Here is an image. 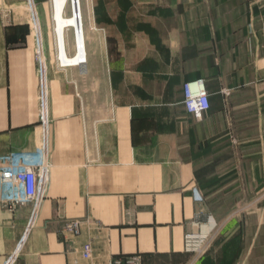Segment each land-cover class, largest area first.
<instances>
[{
	"label": "crops",
	"instance_id": "0c3cea01",
	"mask_svg": "<svg viewBox=\"0 0 264 264\" xmlns=\"http://www.w3.org/2000/svg\"><path fill=\"white\" fill-rule=\"evenodd\" d=\"M33 1L37 26L28 0H0V170L28 152L47 183L35 207L0 201V264H143L215 224L223 264L245 220L262 224L264 0H50L57 52ZM194 81L200 118L183 105Z\"/></svg>",
	"mask_w": 264,
	"mask_h": 264
},
{
	"label": "built area",
	"instance_id": "2783aa9c",
	"mask_svg": "<svg viewBox=\"0 0 264 264\" xmlns=\"http://www.w3.org/2000/svg\"><path fill=\"white\" fill-rule=\"evenodd\" d=\"M29 6L33 13V22L37 26L34 1L28 0ZM36 56L39 63V102L40 113L39 120L43 124L45 130L49 122L47 114V84H46V68L44 63V54L41 45V38L37 35ZM60 67H65L58 61ZM82 63H79L80 65ZM183 105L188 113L200 118L202 114L209 108V95L204 88L202 81L187 82L183 86ZM47 151L46 140L43 145V154ZM41 168L40 160L35 154L28 152L13 154L9 163L0 170V201L9 203L10 205L23 204L32 201L34 207L38 204L43 196L47 183L46 170L48 169L45 159ZM39 165V166H38ZM34 213L31 215L29 224L32 223ZM67 229L78 232L79 222L77 220L68 221ZM207 235L199 233H189L185 236L186 248L197 250ZM91 252L90 244L83 247V255L89 257ZM120 264V262L118 263Z\"/></svg>",
	"mask_w": 264,
	"mask_h": 264
},
{
	"label": "rangeland",
	"instance_id": "374dc122",
	"mask_svg": "<svg viewBox=\"0 0 264 264\" xmlns=\"http://www.w3.org/2000/svg\"><path fill=\"white\" fill-rule=\"evenodd\" d=\"M37 8L40 16V21L43 27L47 28L53 37V41L55 43V50L57 52L56 39L54 35V24L52 21V8L50 0H36ZM91 4V0H82V10L85 7L89 8ZM65 15L70 16L71 10L70 6H68L65 10ZM83 15V11H82ZM84 22V19H83ZM70 32L73 34V29L70 27ZM58 61V60H57ZM199 201L203 202V196H199ZM264 203V200H263ZM263 206V205H262ZM262 214V224L260 226H256V231L258 234L255 236V227L252 224H248V220H245L246 225H242V233L240 236L236 237L235 240L225 241L223 244L226 247H229V251H227L226 255H229V259L227 258L223 264H264V209L262 207L256 208L255 217L257 219L258 215ZM236 214V211L234 212ZM253 221V220H251ZM216 228V224L214 225L211 233L207 235L205 240L201 243V246L197 250L186 248L185 242V250L184 253L177 256H156L150 257L143 264H215L213 259L207 254L212 244L213 237L215 236L214 229ZM236 229V226L229 227V234L232 233ZM219 230H216L218 232ZM246 232V233H245ZM213 233V234H212ZM189 234V233H188ZM221 239L218 241V245ZM252 251V255L251 252ZM256 254L253 256V254ZM122 264V262L120 263ZM136 264H140L136 262Z\"/></svg>",
	"mask_w": 264,
	"mask_h": 264
},
{
	"label": "bare ground",
	"instance_id": "6f19581e",
	"mask_svg": "<svg viewBox=\"0 0 264 264\" xmlns=\"http://www.w3.org/2000/svg\"><path fill=\"white\" fill-rule=\"evenodd\" d=\"M74 9V8H73ZM57 60L58 61H60L59 59H58V57H57ZM61 62V61H60ZM79 63H83V62H81L80 60L78 61V62H76L74 65H78ZM61 64H62V62H61ZM63 65V64H62ZM64 66H72V65H64Z\"/></svg>",
	"mask_w": 264,
	"mask_h": 264
}]
</instances>
